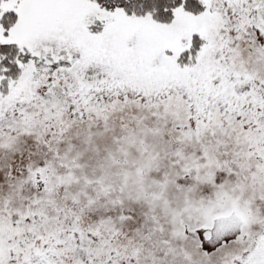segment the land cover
Masks as SVG:
<instances>
[{
    "label": "snow or ice",
    "instance_id": "snow-or-ice-1",
    "mask_svg": "<svg viewBox=\"0 0 264 264\" xmlns=\"http://www.w3.org/2000/svg\"><path fill=\"white\" fill-rule=\"evenodd\" d=\"M0 264H264V0H0Z\"/></svg>",
    "mask_w": 264,
    "mask_h": 264
}]
</instances>
